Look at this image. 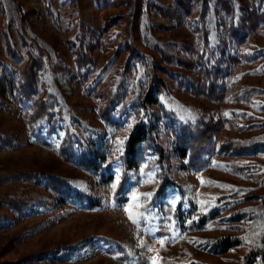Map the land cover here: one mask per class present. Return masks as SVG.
Wrapping results in <instances>:
<instances>
[{"label":"rangeland","instance_id":"374dc122","mask_svg":"<svg viewBox=\"0 0 264 264\" xmlns=\"http://www.w3.org/2000/svg\"><path fill=\"white\" fill-rule=\"evenodd\" d=\"M19 1L26 9H39L31 17L32 29H23L25 35L43 38L51 59L55 47L63 50L72 73H56L50 66L38 71L39 96L54 97L55 120L32 127L27 119L31 105L19 101L14 90L28 60V48L14 27L22 56L8 54L2 27L5 13L11 17L14 8L12 0H0V135H15L18 144L0 149V212L6 214L0 219V262L188 264L195 260L197 264H243V256L251 248L264 255V206L255 195L264 194V153L230 159L224 157L220 146L231 139L264 133V21L242 45L229 36L231 24L242 13L241 6L252 9L254 0H232L234 15L220 9L216 0L199 2L182 23L157 10V5H176L174 0H145L134 53L126 49L120 22L107 25L106 16L121 14L123 0ZM256 2L264 8V0ZM183 38L194 45L186 54L200 63L198 67L211 68L222 76L232 67L224 101L187 89L178 73L182 67L161 62L159 47ZM82 41L97 44V48L94 60L79 68L75 58ZM230 57L240 63L232 66ZM154 59L167 71L152 72L167 85L157 90L161 105L147 107L145 115L160 116L163 126L171 117L195 125L201 112L225 120L216 152L200 169L190 166V157L181 160L170 153L166 142L161 143L165 146H161L163 168L157 163L158 155H150L148 150L139 169L126 173L122 166L125 139L135 129L136 116L120 108L149 86ZM108 91L120 92L123 101L105 113ZM107 139L113 142L111 168L105 165L94 171L67 157V153L80 154L87 145L96 146ZM32 170L35 179L18 177ZM110 170L113 181H104L102 174ZM166 177L170 181L163 189ZM53 179L68 181L74 190L101 205L89 207L79 199L60 201L52 192ZM123 180L129 201L120 206L116 198L124 193L119 187ZM18 200L28 202L23 212L8 203ZM235 204L243 212L247 210L250 219L232 226L228 207ZM230 232L244 238L242 248L219 255L206 246ZM46 250L51 253L42 255ZM257 264H264V256Z\"/></svg>","mask_w":264,"mask_h":264},{"label":"trees","instance_id":"16d2710c","mask_svg":"<svg viewBox=\"0 0 264 264\" xmlns=\"http://www.w3.org/2000/svg\"><path fill=\"white\" fill-rule=\"evenodd\" d=\"M101 1V0H97ZM145 0H123V10L119 16H106L108 21L107 25L112 24L114 21H119L123 26V32L126 44V49L131 50L132 53L136 52L137 49V32L139 30V23L143 16ZM176 5H157V10L165 18L176 20L177 23H182L183 18L190 14L191 10L196 7L199 2L204 4L210 2V0H174ZM260 1V0H258ZM14 13L10 17L6 12L4 15L3 30L6 41V47L8 54L15 58L22 56L21 49L18 46V39L13 31L15 27L18 30L22 45L28 48V60L20 71V79L14 86L15 95L17 99L23 103H29L31 105V113L28 115V123L34 127L41 121H52L55 120V99L49 95L39 96L38 90V71L48 70L49 66L56 73L65 72L72 73V66L67 62V54L55 47L54 58L51 59L50 52L43 42V38L40 36L30 34L25 35L23 29L31 30L33 19L37 8H25L19 0H12ZM215 4L220 6V9L227 13L235 14V4L232 0H216ZM254 8L243 4L241 6L242 13L240 14L239 20L233 22L229 28V36L231 40L242 45L245 43L247 37L251 31H257L260 28V24L264 21V8L262 4H257L254 0ZM195 27H198L195 22ZM136 34V36H135ZM206 40V37H205ZM97 44L85 43L82 41L77 50L75 63L79 68H84L88 63L94 59V53L96 51ZM194 45L187 39H180L175 42H168L163 47H159L162 59L161 62L171 65L176 63L181 66L182 69L178 72L182 83L187 86V89L196 92L197 94L204 93L209 98L215 99L219 102L224 101L227 93L229 92L230 86H226L232 73V67L229 68L226 73L220 74L213 69H204L198 67L199 62H195L186 51L192 52ZM232 66H236L240 63L237 58L230 57ZM161 62L158 59L153 60L152 71L161 70L167 71L163 68ZM228 68V67H227ZM226 68V69H227ZM235 68V67H234ZM224 68L220 71H223ZM153 73V74H152ZM150 73V84L149 86L142 87L131 103H123L120 110L127 108L126 112L132 111V114L136 116L135 129L130 132L125 139V151L122 157V166L126 173L137 170L142 165L146 151L149 153L158 155L157 163L161 168L165 166L164 154L161 150V143L166 142V148H170L169 152L176 155L179 159L184 160L190 157V166L193 169H200L205 166L208 161L212 158L216 152L218 144V138L225 127V120L221 118H215L209 112H201L197 120V124H182L178 123L173 117L165 121L163 126L160 121V116L156 119L151 118L145 111L149 106H160L161 100L158 94L160 87H165L167 84L165 80L155 74ZM228 75V76H226ZM221 77V78H219ZM227 77V78H226ZM160 91V90H159ZM236 94L237 91L234 90ZM240 93H238V96ZM122 96L120 92H109L106 96L105 113L112 112L113 109L120 105L122 102ZM112 139V138H111ZM111 139H107L96 146L87 145L86 150L80 154L77 151L67 153L68 158H72L79 162L82 166L87 169L99 171L105 168H111L110 163L113 159V142ZM68 138L64 144L68 143ZM17 136L15 135H0V149L11 148L17 146ZM162 146V147H161ZM224 151V157L233 159L234 156L237 159L247 158L248 156L255 155L258 153H264V133L254 137L231 139L226 144L220 145ZM80 155V156H78ZM232 160H229L231 163ZM164 164V165H163ZM241 169V168H239ZM127 176V174H126ZM19 178L22 179H35L36 174L32 171H24L22 174H18ZM113 171L110 170L106 174H102L104 181H113ZM126 177H124L125 180ZM5 179V178H3ZM169 178L166 177L161 187L166 189L169 185ZM120 182V190L124 189V193H118L116 203L120 206H125L129 198L126 196L127 187H124L125 181ZM264 183V180H263ZM52 186V192L60 199V201L67 202L68 200L79 199L87 203L89 207H95L101 205L99 200L86 194L74 190L71 183L66 180L53 179L50 182ZM162 189V190H163ZM165 191V190H164ZM121 192V191H120ZM126 192V193H125ZM121 194V195H120ZM258 197L256 200L261 201V205L264 206V194H255ZM10 206L18 212H23L28 206V202L24 200L10 201ZM228 204V203H227ZM231 211V225L234 226L237 223L243 221V219H250V215L247 212H243L241 207L236 204L232 207H228ZM6 217V214L0 212V219ZM193 228L197 229V225L193 224ZM236 232V231H235ZM213 243L206 242V246L212 250L213 253L219 255H225L233 252L237 248L244 246V238L239 234H233L230 232L227 236H220L212 240ZM50 249V248H48ZM57 248L56 251H58ZM53 250V249H51ZM55 251V252H56ZM51 252L46 250L42 252V255H48ZM31 255L32 257H35ZM254 256V257H252ZM264 255L255 253V249L251 248L243 256V264H257L260 257ZM29 260V256L26 258ZM24 260L18 261H5L0 264H23ZM184 264H187L185 262ZM188 264H197L195 260H192ZM204 264V263H203Z\"/></svg>","mask_w":264,"mask_h":264}]
</instances>
